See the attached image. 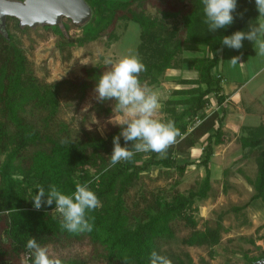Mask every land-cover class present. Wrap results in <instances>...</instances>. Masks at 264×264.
Wrapping results in <instances>:
<instances>
[{"label": "trees", "instance_id": "obj_1", "mask_svg": "<svg viewBox=\"0 0 264 264\" xmlns=\"http://www.w3.org/2000/svg\"><path fill=\"white\" fill-rule=\"evenodd\" d=\"M18 1V0H16ZM91 10V17L80 27L76 38H68L69 26H44L60 40V50L83 47L105 38L110 44L118 40L119 23H135L139 27L136 53L146 66L140 73L141 82L148 87L158 85L167 71L187 65L195 72V79L180 81L190 85L177 89L162 102L163 122L175 121L181 135L162 157L155 152L136 153L129 161H120L109 167L113 152V137L123 124L109 125L104 137L85 133L73 138L69 125L57 120L60 97L65 85L80 93V99L94 91L96 83L110 65H97L84 70V76L75 81L51 83L40 81L30 68L16 34H24L28 27H20L15 18H7L0 28V264H32L26 248L27 240L35 237L49 253L64 264H149L153 251L167 256L173 264H194L189 255H168L162 248L179 243L183 246L207 247L210 251L221 241L225 231L222 220L229 212L238 216L247 207L260 211L264 218V125L243 127L238 138L241 158L254 159L255 178L238 171L253 187L254 194L241 206H233L218 214L214 227L197 229L195 215L198 203L205 201L211 191L210 162L214 147L226 142L222 131L223 117L217 111L205 114L209 98L221 107L227 96L221 87L222 77L213 73L218 66V51L223 50L222 38L240 31L248 21L259 17L255 0H237L234 23L227 28L208 32L201 0H83ZM152 4V5H151ZM150 5V6H149ZM147 7L154 15L147 13ZM243 14L242 18L238 14ZM185 50L199 52L200 57L184 58ZM114 101V100H113ZM114 101V106H115ZM182 107L181 111L177 108ZM121 125V126H120ZM204 138V139H203ZM203 139L197 161L205 173L199 183L186 193L175 188L169 198L154 194L151 199L140 196L127 206L125 196L141 178L153 168L171 172L179 177L193 163L179 164L175 156L195 148ZM62 141H66L62 143ZM121 146L125 141L121 137ZM245 153V154H244ZM143 161V162H142ZM142 162L138 165V163ZM107 169V171H105ZM91 181L90 187L101 201V207L88 213L95 217L92 232L68 233L60 227V214L55 203L33 207L31 200L37 186L47 191L56 185L65 194H72L75 185ZM225 184L223 191L226 192ZM256 205L257 208L253 206ZM181 224L189 230L184 239L176 238ZM259 240L264 242V223ZM254 242H251L253 244ZM88 247L89 256L76 251ZM212 252V251H211ZM245 264H258L264 252L256 257L244 254Z\"/></svg>", "mask_w": 264, "mask_h": 264}, {"label": "rangeland", "instance_id": "obj_2", "mask_svg": "<svg viewBox=\"0 0 264 264\" xmlns=\"http://www.w3.org/2000/svg\"><path fill=\"white\" fill-rule=\"evenodd\" d=\"M152 4L157 6L158 1L153 0ZM147 13L154 15V11L150 7H147ZM62 23H67L69 26L66 34L68 38L78 37L81 25L77 26L70 20L63 19L58 26L61 27ZM249 23L255 22L248 21L240 31H248ZM116 34L118 40L110 44L105 38H101L83 47L74 46L65 50H60L58 47L60 39L53 35L51 31L45 30L44 26L28 28L24 34L17 33L16 36L21 41V47L35 76L40 81L51 83L61 80L75 81L81 79L84 76L85 69L100 64L106 65L104 63L105 59H111L115 63L126 55L136 54L139 35L138 25L132 22L129 24L119 23ZM225 49L228 56H224L223 54L222 58H219L218 67L214 69V73L217 71L215 74L222 77V84L225 86L224 80L234 83L236 87L242 85L246 73H248L246 67L248 64L244 52H248L255 70L264 64V57L256 54L254 44L250 41H243V48L239 51L233 50L232 52L226 46ZM241 53H243L242 56ZM235 56H241V59L236 65H232L229 61ZM182 57H200V53L193 50H185L182 53ZM251 75V72L248 73L249 78ZM195 77V72L189 66L183 65L180 69L167 71L158 85L150 86L158 94L161 104V108L155 117L156 119L160 120L164 117L161 113L163 101L177 99L171 96L174 90L190 87L188 84H181L180 81L195 79ZM262 81H264V72H260L254 80L249 81L247 86L244 85L246 89L240 87L244 90L241 92V95L245 97L243 99L245 107L251 109L252 112L251 119L247 118V122H251L250 125L255 127L264 125V113L260 109V107L264 106L263 90L260 94V82ZM70 87L65 85L63 88L60 97L61 109L57 120L69 125L71 137L82 139L85 133L104 137L109 131V125L124 124V121L128 119L123 113L114 110L113 100L100 102L96 99L94 91L88 92L85 98L80 99V93ZM254 88L258 90V94H254ZM248 95H255L254 100L251 102L247 100L250 99ZM212 99L213 97L209 98V104L205 109L207 112L204 111L205 114L218 111L216 101L210 102ZM230 108L229 106L226 109L231 111ZM181 109L182 107L177 108L178 111H181ZM228 130L232 132L233 128H229ZM240 134L241 130L235 135ZM203 139L199 141L200 144L195 148L175 156L179 164L193 163V165L187 166L181 177L174 170L167 172L159 170V168H153L142 173L141 178L129 189L125 196L126 205L132 206L133 202L140 199V196L151 199L152 195L159 194L163 198H169L173 191L172 185L175 181L179 182V185L175 189L181 193H186L190 188H194L201 181L205 173L203 167L197 163L201 155V148L204 145ZM233 140L234 138L230 137L228 139L226 137L227 142ZM227 142L223 146L214 147V154L209 167L211 171V191L205 201L197 204L198 211L195 215V219L198 222L197 229L199 230H202L204 226L214 227L218 214H223L230 207L245 204L254 194L253 187L240 176L238 173L239 168H236L239 165L243 167L245 175L253 180L257 172L254 159L250 158L248 162L240 161L241 156L239 157L235 152L237 150V141H234V144ZM2 159L3 156L0 155V162ZM142 162L138 163V165ZM225 184L228 185L226 192L223 191ZM253 207L257 208L256 205ZM263 223L264 218L260 217V211L247 207L238 216H235L231 212L224 215L222 227L225 231L221 233V241L211 250L212 252L207 247L189 248L179 243L166 245L162 250L167 252L168 255L186 253L194 264H245L244 254H247L249 257H256L264 252V242L258 239L263 233V230L258 231ZM176 229L175 234L177 239L180 240L187 237L189 230L184 228L183 225L179 224ZM251 242L254 243L251 244ZM76 253L81 257H88L89 248L84 247L76 251ZM90 264L95 263L91 262Z\"/></svg>", "mask_w": 264, "mask_h": 264}, {"label": "clouds", "instance_id": "obj_3", "mask_svg": "<svg viewBox=\"0 0 264 264\" xmlns=\"http://www.w3.org/2000/svg\"><path fill=\"white\" fill-rule=\"evenodd\" d=\"M201 3L205 16L203 22L208 32L215 33L234 23L237 0H201ZM255 4L259 12L256 22L249 23L248 31H236L230 36H224L222 45L239 51L243 48V41L247 40L254 44L256 54L264 57V0H255ZM238 15L242 18L243 14ZM241 56L232 57L229 62L236 65ZM104 63L111 67L102 73L96 83V99L100 102L114 100V110L128 117L123 126L120 125L121 132L113 137L114 147L109 167L122 160H131L136 153L155 152L162 157L181 132L175 121L163 122L155 118L161 104L158 94L140 80V73L146 71V66L139 54L126 55L115 63L105 59ZM121 137L125 141L124 146H121ZM90 184L91 181L78 182L72 194H65L56 185H50L47 191L42 185L37 186L38 192L31 199L33 207L40 210L43 206L55 203L54 211L60 214V227L63 230L73 234L90 233L94 229L95 217H90L88 213L101 207V201ZM26 248L32 264H64L62 259L50 254L46 246H41L35 237L30 236ZM149 264L173 262L167 256L153 251Z\"/></svg>", "mask_w": 264, "mask_h": 264}, {"label": "water", "instance_id": "obj_4", "mask_svg": "<svg viewBox=\"0 0 264 264\" xmlns=\"http://www.w3.org/2000/svg\"><path fill=\"white\" fill-rule=\"evenodd\" d=\"M91 10L83 0H0V28L7 18H15L20 27L58 26L63 19L74 25H84ZM264 264V260L257 262Z\"/></svg>", "mask_w": 264, "mask_h": 264}, {"label": "crops", "instance_id": "obj_5", "mask_svg": "<svg viewBox=\"0 0 264 264\" xmlns=\"http://www.w3.org/2000/svg\"><path fill=\"white\" fill-rule=\"evenodd\" d=\"M254 22H256V21H254ZM231 51L233 52V49H231ZM223 54H224V56L226 55V49L225 48L222 51L221 50L218 51V57L221 59L222 56H223ZM226 56H228V54ZM244 56H245L246 62L248 64L246 66L247 67V70H248V73L251 72L252 75L249 78L248 73H246V77L244 78V80L242 82V85L239 86V87H236V85L234 83H229L228 80L227 81L224 80V83H226V86L221 83V87L224 90L223 93L227 97H229L232 101L231 100L229 101V98H227L226 101H225V103L221 106L222 108L221 107H218L217 108L218 109L217 112L220 114V116L222 114H224V117H223V126H222V131L224 133V137L225 138L228 137V139L230 137L231 138H234L233 141H229V142L226 141V142L227 143H231L232 142V144H234L235 143L234 141H237V144H236L237 150H235V152L237 153V155H239V157L242 155L241 148H240V144L238 143V138H239L240 135H235V134L238 133V131L240 132L241 128H243V127H255V126L250 125L251 122H247V118H250L251 119L252 112H251V109L245 107V101L243 100L245 97L241 95V92L244 91V90L241 89L240 87H244L245 88V86H247V84H248L249 81L254 80L255 77L260 72H264V64H263V66H261L260 68H258L257 70H255L254 67L252 66V62H251V60L249 58L248 52H244ZM213 73H214V70H213ZM228 83H229V85L227 86ZM262 90H263L262 95L264 96V81L260 82V94H261V91ZM254 94H258V90L255 89V88H254ZM248 98H250V99H247V100H249L251 102L252 100H254L255 95H253V96L248 95ZM213 100H214V98L210 102H212ZM229 106L231 107L230 108L231 111H228L226 109ZM260 109H261L262 113H264V106L263 107H260ZM205 112H207V110ZM229 128H233V131L230 132L228 130ZM242 156H244V155H242ZM239 157H237V159H239ZM249 160L250 159H248V158L247 159L246 158H243L240 161H247L248 162ZM236 168L237 169L239 168V170H241V171L244 172V168L241 167L240 165L237 166ZM244 174H245V172H244Z\"/></svg>", "mask_w": 264, "mask_h": 264}]
</instances>
